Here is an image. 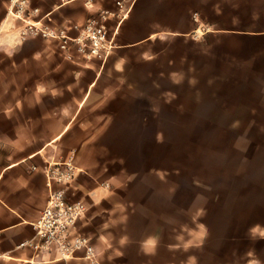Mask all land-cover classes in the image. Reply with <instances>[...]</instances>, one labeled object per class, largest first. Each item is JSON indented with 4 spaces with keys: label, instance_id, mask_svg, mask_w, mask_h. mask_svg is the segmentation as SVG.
<instances>
[{
    "label": "crops",
    "instance_id": "1",
    "mask_svg": "<svg viewBox=\"0 0 264 264\" xmlns=\"http://www.w3.org/2000/svg\"><path fill=\"white\" fill-rule=\"evenodd\" d=\"M33 1L44 9V18L70 29L108 10L109 36L119 48L137 50L153 41L174 47L167 59L160 54L157 67L151 65V55H142V64L135 60L138 64L115 77L138 79L140 94L164 93L158 88L167 79L178 87L179 79L187 78L192 101L198 103L180 110L152 105L140 95L125 98L103 84L113 73L106 70L107 61L83 63L77 55L66 59L51 39L31 38L14 45L12 53L11 43L0 44L6 52L0 53V264H94L81 252L63 255L56 245L31 244L38 240L34 222L48 203L49 180L55 185L50 169L75 160L80 172L74 188L83 179H98L102 162L96 146L87 143H107L129 133L119 128L121 119L132 127L187 124L185 120L264 127V0ZM177 62H189L191 68L183 71ZM216 78L234 88L214 89ZM102 108L105 112L84 113ZM88 116L108 120L90 133L85 130ZM254 130V149L247 147L234 157L233 196L229 199L226 191L223 199L224 233H191L198 239L190 246L147 237L137 241L138 261L134 247L121 250L126 255L122 264H264V134ZM214 239L220 244L213 245ZM184 251V257L177 256ZM97 258L108 264L100 253Z\"/></svg>",
    "mask_w": 264,
    "mask_h": 264
},
{
    "label": "rangeland",
    "instance_id": "2",
    "mask_svg": "<svg viewBox=\"0 0 264 264\" xmlns=\"http://www.w3.org/2000/svg\"><path fill=\"white\" fill-rule=\"evenodd\" d=\"M35 2L0 0V44L4 41L11 43L8 53L31 38L51 39L66 59L74 60L77 55L83 63L107 61L105 68L113 73L103 78V84L112 86L125 98L140 95L152 105L176 106L180 110L192 104L198 105L192 101L187 78L179 79L178 87H175L174 79H167L165 86L158 88L166 91L164 93L140 94L138 79L115 77V73L121 75L133 64H138L135 60H141L142 64V55H151V65L157 67V60L162 58L160 54L167 59L169 54L175 53L174 47H165L153 41L137 50H130L119 48L115 43L108 55L101 57L89 56L88 50H79L77 44H71L66 49L62 47L63 38L45 34L42 29H55L57 32L64 29L71 36H76L87 21L70 29L52 18H44V9ZM182 49L190 50L191 47L184 46ZM178 52H182L181 48ZM0 53H6L1 46ZM177 64L182 66L183 71L191 68L189 62ZM172 65L174 67L175 64ZM211 87L229 91L234 88V83L216 78ZM175 89L179 92L174 93ZM93 112H105V108L84 113L89 115ZM85 120V130L94 133L97 131L94 125L105 127L108 118L93 119L88 116ZM191 121L197 120L183 121L187 124L157 122L132 127L121 119L119 128L129 130V133L107 143H87L90 147L96 146L102 162L103 169L98 179H83V184L74 188L73 182L79 169L75 176L60 185L66 188L67 196L71 195L70 190L74 191L71 200L81 199L86 203L87 209L77 220L73 235L88 237L96 248L97 256L100 253L106 257L108 264H122L126 255L121 250L126 251L128 246L134 247L133 255L138 261L140 243L137 241L147 237L163 242L181 240L190 246L198 239H192L191 233H224L223 199L226 191L229 199L233 196L234 157L247 147L254 149V129L264 134V127L194 125L189 124ZM74 164L80 166L75 160ZM175 233H182V237L176 238ZM219 242L212 240L215 246ZM111 252L115 254L111 256ZM177 256L184 257L185 251Z\"/></svg>",
    "mask_w": 264,
    "mask_h": 264
},
{
    "label": "built area",
    "instance_id": "3",
    "mask_svg": "<svg viewBox=\"0 0 264 264\" xmlns=\"http://www.w3.org/2000/svg\"><path fill=\"white\" fill-rule=\"evenodd\" d=\"M118 4L123 8L121 1H118ZM108 13L109 11L105 10L98 17H91L76 36H71L64 29L60 32L55 29L42 30L45 34L63 38V48L67 49L71 44H77L79 50H88L89 56H107L110 48L115 45L114 39L108 33ZM78 170L72 160L67 161L64 167L57 164L50 169L49 179H54L55 185L53 186L49 180L48 203L34 222L38 240L31 244L35 247L56 245L63 255H75L81 252L94 264H101L97 258L96 248L89 242V238L83 234L73 235L77 220L87 209L86 203L81 199H69L66 188L60 186L75 176Z\"/></svg>",
    "mask_w": 264,
    "mask_h": 264
}]
</instances>
